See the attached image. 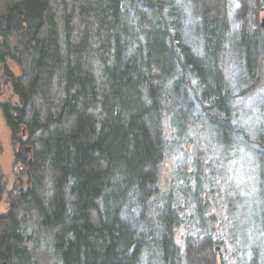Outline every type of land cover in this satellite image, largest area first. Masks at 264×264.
Returning a JSON list of instances; mask_svg holds the SVG:
<instances>
[{
	"label": "trees",
	"instance_id": "16d2710c",
	"mask_svg": "<svg viewBox=\"0 0 264 264\" xmlns=\"http://www.w3.org/2000/svg\"><path fill=\"white\" fill-rule=\"evenodd\" d=\"M239 2L231 30L227 0H0V109L31 175L26 188L18 177L0 213V264H38L45 240L51 264L220 262L204 152L195 150L197 169L184 171L178 194L161 189L160 172L166 116L175 143L189 121L225 146L241 132L223 65L236 46L238 86L256 82L264 0ZM252 148L264 162V139ZM3 194L0 176V203ZM238 250L248 258L235 250L237 262L258 264L259 247Z\"/></svg>",
	"mask_w": 264,
	"mask_h": 264
},
{
	"label": "rangeland",
	"instance_id": "374dc122",
	"mask_svg": "<svg viewBox=\"0 0 264 264\" xmlns=\"http://www.w3.org/2000/svg\"><path fill=\"white\" fill-rule=\"evenodd\" d=\"M239 4V0H227L231 30H236L238 26ZM259 20L262 27L263 43L259 76L256 82L246 89V86H238V75L241 73L242 67L235 65L237 58L235 45L232 50L233 57L231 54L227 55L228 59L223 65L226 81L234 95L232 123L241 132L237 135L233 133L231 142L225 146L214 140V133L208 125L204 123L202 127L200 123L189 121L183 134V140L176 144L170 141V139H174V128L170 119L168 116L164 119L170 148L165 154V160L161 167V189L174 190L173 192L178 194L176 193L179 188L177 185H181L180 178H183V173L193 172L197 169L194 168L192 161V158L197 156L195 150L204 152L200 158L204 161L201 171L204 173V183H206L203 186V197L206 192L210 199H208L209 208L205 214L214 217V227L217 229L221 241H224L223 245L217 247L219 261L224 259L226 264H241L237 262L236 256L232 255L235 250L239 251L240 241L247 248L249 245L259 247L258 264H264V233L262 235L258 231L260 228L258 222H262L260 214L264 213V162L259 160L252 148V145L257 141V136L264 139V5L260 8ZM7 63L15 74L20 73L16 63L11 60H8ZM11 96L10 87L6 86L1 100L9 99ZM174 143L176 145H173ZM18 148L19 146L13 142L11 130L0 109V176L4 182L0 213H5L8 210V194L13 191L19 176L23 188L31 184L30 173L25 170L20 172L19 164L15 161ZM193 186L191 187L192 195ZM189 200L191 203L189 202L188 205L192 207L193 201ZM187 213L190 215L192 208H189ZM260 226L262 225L260 224ZM230 229L235 232L237 237L233 240L234 244L229 239ZM185 234L184 226L176 230L175 241L181 248L184 246ZM47 242L46 240L42 241L40 248L35 251L38 264H51L50 247ZM238 255L241 259L248 258V253L245 250L239 251Z\"/></svg>",
	"mask_w": 264,
	"mask_h": 264
},
{
	"label": "water",
	"instance_id": "95a60500",
	"mask_svg": "<svg viewBox=\"0 0 264 264\" xmlns=\"http://www.w3.org/2000/svg\"><path fill=\"white\" fill-rule=\"evenodd\" d=\"M30 175V174H29Z\"/></svg>",
	"mask_w": 264,
	"mask_h": 264
}]
</instances>
